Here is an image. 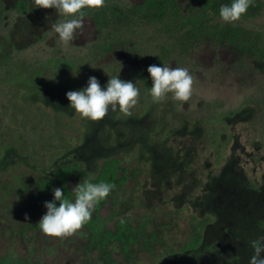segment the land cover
I'll return each instance as SVG.
<instances>
[{
  "label": "rangeland",
  "instance_id": "rangeland-1",
  "mask_svg": "<svg viewBox=\"0 0 264 264\" xmlns=\"http://www.w3.org/2000/svg\"><path fill=\"white\" fill-rule=\"evenodd\" d=\"M2 2L0 257L13 251L43 264H105L98 252L86 251L85 228L68 237L24 229L28 211L38 222L46 214L34 186L39 176L52 177L59 166L77 162L93 178L102 162L117 158L127 180L101 216L127 217L135 227L147 223L146 231L162 240L151 253L136 246L127 261L114 243V264H249V248L264 237L262 79L243 74L227 51L202 48L188 70L191 98L181 102L168 94L155 103L142 96L116 56H91L96 30L88 19L65 46L52 29L63 22L55 9L35 8L30 0V14L20 17L10 12L15 0ZM49 59L77 66L52 73L35 64ZM118 72L139 89L131 116L117 110L91 121L71 109L69 91L85 89L90 77L105 88ZM197 221L203 225L199 244L183 251Z\"/></svg>",
  "mask_w": 264,
  "mask_h": 264
},
{
  "label": "trees",
  "instance_id": "trees-1",
  "mask_svg": "<svg viewBox=\"0 0 264 264\" xmlns=\"http://www.w3.org/2000/svg\"><path fill=\"white\" fill-rule=\"evenodd\" d=\"M232 2L233 0H188L183 7L178 4V0H140L137 3L105 0V6L100 9L83 10L84 19H88L96 30L91 56H116L127 75L139 83L142 96L147 100L152 99V80L147 72L150 65L190 70L192 56L202 48L227 51L235 59L238 70L243 74L256 73L264 86V0H253L239 21L225 23L219 16V10L222 5L230 6ZM4 12L5 7L0 0V17ZM10 12L27 17L31 12L30 0H15ZM65 19L60 15L61 21ZM84 62H87L86 59ZM35 64L48 68L52 73L77 66L75 61L66 59H49ZM88 180L82 165L73 162L56 168L52 177L39 176L34 186L45 205L53 201V191L56 188H63L65 197L74 201L72 189ZM126 180V176L122 174L121 161L112 158L102 162L91 181L114 185L110 195L96 205L91 219L83 227L88 233L86 251L98 252L105 264H114L110 251V246L114 243L120 245L122 256L127 261L132 259L136 246L143 252L151 253L153 245L162 240L155 232L146 231L147 223L135 227L127 217L115 219L113 217L117 216L111 215L109 217L112 218L106 219L101 216L106 201ZM27 215L28 224L24 231L40 230L39 222L31 210ZM202 226L200 221L192 225L183 251L197 248ZM0 264L43 263L22 260L15 252L8 251L0 257Z\"/></svg>",
  "mask_w": 264,
  "mask_h": 264
},
{
  "label": "clouds",
  "instance_id": "clouds-1",
  "mask_svg": "<svg viewBox=\"0 0 264 264\" xmlns=\"http://www.w3.org/2000/svg\"><path fill=\"white\" fill-rule=\"evenodd\" d=\"M35 8L55 9L58 15L64 16L63 22L52 25L60 41L68 46L79 31L84 27V9H100L105 6V0H33ZM253 0H233L231 5H222L219 16L225 23H235L240 20ZM122 67V66H121ZM120 67V70H121ZM119 70V72H120ZM119 72L108 79L102 88L95 77H90L85 89L69 91L66 94L70 107L82 118L99 121L104 119L109 111L119 110L124 116L132 115V109L138 104L139 89L131 81L119 79ZM147 72L152 80L150 95L155 103L166 100L168 94L172 98L187 102L193 91L194 78L186 68L150 65ZM88 181L76 185L72 189L74 201L65 197L63 188L53 191V201L45 203L46 214L38 225L46 236L68 237L79 230L91 219L96 205L106 199L114 188L110 183H93L92 175ZM57 202L59 206L57 207ZM27 219V217H26ZM254 247L249 264H264V237Z\"/></svg>",
  "mask_w": 264,
  "mask_h": 264
},
{
  "label": "flooded vegetation",
  "instance_id": "flooded-vegetation-1",
  "mask_svg": "<svg viewBox=\"0 0 264 264\" xmlns=\"http://www.w3.org/2000/svg\"><path fill=\"white\" fill-rule=\"evenodd\" d=\"M255 246H258V245L253 243V246H252L251 248H249V250H248L249 257H251V256L253 255V250H254V247H255ZM250 253H251V255H250ZM239 256L242 257L241 255H239ZM262 256H264V253H262ZM240 257H239V258H240ZM243 260H244V262H245V258H244Z\"/></svg>",
  "mask_w": 264,
  "mask_h": 264
}]
</instances>
